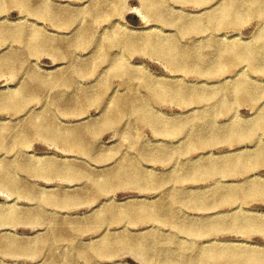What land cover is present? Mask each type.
Listing matches in <instances>:
<instances>
[{"label":"rangeland","instance_id":"obj_1","mask_svg":"<svg viewBox=\"0 0 264 264\" xmlns=\"http://www.w3.org/2000/svg\"><path fill=\"white\" fill-rule=\"evenodd\" d=\"M102 1L35 0L32 5L40 8L32 13L11 0H0V31H6L5 38L0 34V131L10 128L0 133L8 136H0V264H189L187 260L193 264L196 254L195 262L203 256L207 264H264V230L253 229L247 221L264 220V71L253 72L249 62L227 70L225 62L216 57L219 47L226 50L233 44L243 48L259 43V36H264V15L251 16L242 10L237 26L224 27L218 33L205 26L198 37L193 34L191 38L180 22L206 16L217 18L218 9L229 0H166L161 6L160 22L147 16L141 0H120L118 14L98 20L91 9ZM94 19L97 38L80 45L81 31ZM205 24L204 20L202 25ZM115 34L140 38L178 34L179 44L186 43L184 48L200 49L208 60L203 70H208L196 73L194 62L188 61V71L182 67L175 71V66L145 45L131 51L120 45H100L103 38ZM260 64L264 65V61ZM116 68L127 71L129 82L126 76L117 77ZM233 69L242 72L235 77ZM243 82L252 88V99L234 92L206 98L196 106L191 97L195 91L217 93L224 84ZM163 85L176 88L167 95L162 92L158 101H151L150 89L160 92ZM189 89L192 91L185 93ZM12 96L20 100L16 112L12 110L14 102H9ZM119 99L121 103L125 101V109L117 107ZM136 100L150 101L153 123L134 112ZM196 117L201 119V127L191 123L180 127L179 121L185 118V123L186 118ZM157 124L161 129H155ZM198 128H205L201 143L193 137ZM56 134H70L72 139L65 141ZM134 165L142 169L133 172ZM123 166L125 173L119 172ZM4 167L10 170L9 175L1 173ZM9 182L15 183L14 187ZM96 183L106 186L99 188ZM240 186H246L243 197L238 195ZM169 197L178 203L174 206ZM152 206L175 209L157 213L148 210ZM171 211L176 217L169 221L147 218L156 214L170 216ZM155 240L160 244L156 245ZM216 250L219 258L210 262ZM252 252L257 258L251 257ZM138 253L148 254L143 258Z\"/></svg>","mask_w":264,"mask_h":264},{"label":"bare ground","instance_id":"obj_2","mask_svg":"<svg viewBox=\"0 0 264 264\" xmlns=\"http://www.w3.org/2000/svg\"><path fill=\"white\" fill-rule=\"evenodd\" d=\"M13 3H16V4H19V5H22L24 8H25V10L27 11V12H34V11H36V10H38L40 7H39V5H38V7H36V6H34V5H32V1H35V0H11ZM44 1H46V0H44ZM87 1V0H86ZM94 1H97V0H94ZM100 1V0H99ZM102 1V0H101ZM192 1H195V0H192ZM197 1V0H196ZM200 2H205L206 0H199ZM210 1V0H209ZM63 2V1H62ZM65 2V1H64ZM141 2H142V5H143V7L145 8H143L144 9V11L146 10V14H147V16H152V17H155V19L158 21V22H160L161 20H162V12H161V6H163V4L164 3H166V0H141ZM41 3V2H40ZM96 4H97V2H95ZM119 3H120V0H103L100 4H98L97 6L95 5L94 7H93V9H91V13L93 14V17L94 18H97L98 20H99V18H101L102 16H107V17H109V16H112V15H114V13H117L116 11H117V9H119ZM219 3V2H218ZM47 4V3H46ZM56 4V3H55ZM94 4V3H93ZM206 4V3H205ZM86 5V4H85ZM85 5H83V6H85ZM141 5V6H142ZM189 5V4H188ZM40 6H42L41 4H40ZM50 6V5H49ZM53 6V5H52ZM57 6V5H56ZM168 6H169V4H168ZM203 6V5H202ZM212 6V5H211ZM214 6V5H213ZM212 6V7H213ZM64 7V6H63ZM75 7H78V6H75ZM91 8V7H90ZM50 9V8H49ZM211 8H209V10H210ZM23 10V9H22ZM42 10H43V8H42ZM47 10V9H46ZM52 10V9H51ZM57 10V9H56ZM55 10V11H56ZM70 10V9H69ZM71 10H73V9H71ZM179 10V9H178ZM180 10H182V9H180ZM242 10L244 11V12H248L251 16L252 15H262V17H263V15H264V0H229L224 6L222 5L221 6V8L220 9H218V15L216 16L217 18H215V16H210L209 18L206 16V17H203V18H201L200 20H195V21H192V20H188V19H186V20H182V22H180V24H179V26H181V28H182V30L184 31V33H186L188 36H190L191 37V35H195L196 37H198V33L199 32H201L200 30L202 29V28H204L205 26L206 27H208V28H210L212 31H221L224 27H235V26H237V24H239L238 22H237V20H238V18L240 17L239 15L240 14H242ZM2 11V10H1ZM24 11V10H23ZM58 11V10H57ZM88 11V10H87ZM184 11V10H183ZM207 11V9H205V10H203V12H206ZM187 12H189V11H187ZM42 13H44V10H43V12ZM53 13H54V11H53ZM73 13H74V11H73ZM78 13V12H77ZM88 13V12H87ZM186 13V12H185ZM192 13V12H191ZM202 13V12H201ZM76 14V13H75ZM79 14V13H78ZM118 14V13H117ZM144 14V13H143ZM83 15V14H82ZM221 15H223V17L221 16ZM76 16H77V14H76ZM116 16V15H115ZM187 16H190V15H187ZM191 16H194V15H191ZM196 16H197V14H196ZM199 16H201V15H199ZM64 17V16H63ZM71 18H72V16H70ZM87 17V16H86ZM89 17V16H88ZM65 18V17H64ZM113 18V17H112ZM53 19V18H52ZM75 19H77V18H75ZM110 19V18H109ZM108 19V20H109ZM206 19H209L208 21L206 20ZM54 20V19H53ZM68 20V19H67ZM73 20V19H72ZM111 20V19H110ZM205 20V25H202V22ZM64 21V20H63ZM74 21V20H73ZM89 21V20H88ZM102 21V20H101ZM105 21V20H104ZM53 22V21H52ZM56 22V21H55ZM156 22V21H155ZM26 23V22H25ZM29 23V22H28ZM37 23V22H36ZM59 23V22H58ZM64 23V22H63ZM105 23V22H104ZM38 24V23H37ZM96 24H97V21L94 19V20H92L91 22H89V24L87 25V28L85 29V30H82L81 32L82 33H80V36H79V39L81 38V41H79V44L80 45H85L86 43H88L89 42V44H90V41H92V40H94V39H96L97 37H96V35L97 34H95V30H96ZM115 24V23H114ZM162 24V23H161ZM32 25V24H31ZM67 25H69V24H67ZM163 25V24H162ZM2 26V25H1ZM4 26V25H3ZM2 26V27H3ZM36 26V25H35ZM83 26H85V24L83 25ZM107 26V25H106ZM109 26V25H108ZM159 26V25H158ZM26 27H27V25H26ZM80 27V26H79ZM82 27V26H81ZM105 27V26H104ZM167 27V26H166ZM173 27V26H172ZM18 28H20V27H18ZM77 28H78V26H77ZM157 28V27H156ZM2 29H4V28H2ZM27 30H28V28H26ZM76 29V28H75ZM2 31V30H1ZM0 31V32H1ZM30 31V30H29ZM37 31H38V29H37ZM70 31V30H69ZM104 31V30H103ZM224 31V30H223ZM3 32H4V30H3ZM3 32H1L0 34H2V37L3 38H5L4 36L6 35V34H4ZM44 32H46V31H44ZM166 32V31H165ZM178 32H179V29H178ZM211 32V31H210ZM12 33V32H11ZM17 33V32H16ZM15 33V34H16ZM72 33V32H71ZM71 33H70V35H71ZM99 33V32H98ZM216 33H218V32H216ZM7 34H10V31H9V33H7ZM50 34V33H49ZM101 34H102V32H101ZM162 34H163V32H162ZM221 34V33H220ZM29 35V34H28ZM30 35H31V32H30ZM30 35L27 37L28 39H29V37H30ZM66 35V34H65ZM164 35V34H163ZM175 35V34H174ZM200 35H202V34H200ZM205 35V34H204ZM213 35H215V34H213ZM11 36V35H10ZM17 36V35H16ZM45 36V35H44ZM43 36V37H44ZM48 36V35H47ZM177 36H178V34H177ZM177 36H173V35H171V34H167L166 36H165V38H162V37H147V38H140V37H137V36H128V37H126L125 36V34H115V35H111V36H107L106 38H103L102 39V41L100 42V45L102 46H104L105 48H107V47H110L112 44L113 45H120V46H124V47H126L127 48V51H131L132 49H136V47H139V46H147V49H149V50H152V49H155V51L157 52V53H159V55L160 56H162L166 61L165 62H170L171 64H172V66L174 67H176V70L175 71H179V70H182V69H180L181 67L184 69V70H186V71H188V69H189V65H190V63L188 62V61H193L194 62V71L196 72V73H204L205 74V71L206 70H208V68L206 69V70H203V67H206V66H208V60H206V58H205V56H203V54H201L200 53V49L197 47V46H193V47H190V46H187L186 48H184L183 47V45L184 44H186V43H184V42H182V43H184L183 45H180L179 44V37H177ZM216 36H218V35H216ZM215 36V37H216ZM42 37V36H41ZM46 37V36H45ZM101 37H103V36H101ZM213 37V36H212ZM214 37V38H215ZM236 37V36H235ZM48 38V37H47ZM58 38H59V36H58ZM185 38V37H184ZM192 38V37H191ZM206 38V37H205ZM213 38V39H214ZM224 38V37H223ZM227 38V37H226ZM56 39V38H55ZM60 39V38H59ZM101 39V38H100ZM180 39H183V38H180ZM194 39V38H193ZM196 39V38H195ZM202 39V38H201ZM231 39V38H230ZM229 39V40H230ZM253 39V38H252ZM227 40V39H226ZM36 41H38V40H36ZM45 41V40H44ZM56 41H58V39H56ZM198 41V40H197ZM25 42H26V40H25ZM46 42V41H45ZM196 42V41H195ZM258 42L259 43H257V44H255V45H249V46H244L243 48H240L239 47V45L238 44H233V46L232 47H229L228 49H226L225 50V48H222V47H219V49H218V51H217V55H216V57L223 63V62H225V65H226V69L228 70V69H232V68H235L237 65H239V64H241V63H248L249 62V66L251 67V69H252V71L253 72H255V71H260V70H262V71H264V65H262V64H260V61H264V36L263 35H261V36H259V39H258ZM23 43V42H22ZM27 43H28V41H27ZM33 43V42H32ZM39 42H37V44H38ZM54 43V42H53ZM53 43H52V45H53ZM94 43V42H93ZM190 43V42H189ZM29 44V43H28ZM44 44V43H43ZM47 44V43H46ZM55 44V43H54ZM63 44V43H62ZM91 44H92V42H91ZM155 44H157V47H155ZM27 45V44H26ZM39 45V44H38ZM41 45V44H40ZM51 45V46H52ZM68 45V44H67ZM23 46H25V45H23ZM28 46V45H27ZM32 46H33V44H32ZM45 45H43L42 47H44ZM64 46V45H63ZM69 46V45H68ZM67 46V47H68ZM71 46V45H70ZM38 47V46H37ZM50 47V46H49ZM62 47V46H61ZM53 48V47H52ZM43 49V48H42ZM54 49V48H53ZM56 49V48H55ZM65 49H67V48H65ZM73 49V48H72ZM94 49V48H93ZM109 49V48H108ZM111 49H112V47H111ZM209 50V49H208ZM225 50V51H224ZM44 51V50H43ZM55 51V50H54ZM105 52H107L106 50H104ZM42 52V51H41ZM149 52V51H148ZM205 52V51H204ZM210 52V51H209ZM11 53V52H10ZM14 53V52H13ZM91 53V52H90ZM126 53V52H125ZM39 54V53H38ZM67 54V53H66ZM75 54V53H74ZM97 54V53H96ZM95 54V55H96ZM117 54V53H116ZM128 54V53H127ZM126 54V55H127ZM76 55V54H75ZM123 55V54H122ZM149 55H151V54H149ZM89 57V56H88ZM124 57V56H123ZM127 57V56H126ZM78 58V57H77ZM82 58V57H81ZM73 59V58H72ZM79 59V58H78ZM91 59V58H90ZM107 59V58H106ZM109 59V58H108ZM107 59V60H108ZM4 60V59H3ZM12 59H10V61H11ZM24 60V59H23ZM126 60V59H125ZM74 61V60H73ZM99 61V60H98ZM106 61V60H105ZM109 61V60H108ZM6 62V61H5ZM5 62H3V63H5ZM12 62V61H11ZM30 63H32V62H30ZM76 63V62H75ZM247 63H246V65H247ZM13 64V63H12ZM100 64V63H99ZM167 64H169V63H167ZM4 65V64H3ZM7 65H8V63H7ZM170 65V64H169ZM20 66V65H19ZM30 66H31V64H30ZM76 66V65H75ZM95 66V65H94ZM138 66V65H137ZM10 68H11V66H9ZM83 67V66H82ZM97 67V66H96ZM95 67V68H96ZM98 67H99V65H98ZM25 68V67H24ZM29 68V67H28ZM237 68V67H236ZM240 68V67H239ZM74 69V68H73ZM97 69V68H96ZM246 69V68H245ZM75 70H76V68H75ZM74 70V72H76ZM11 71H12V69H11ZM10 71V72H11ZM24 71H25V69H24ZM28 71V70H27ZM63 71V70H62ZM70 71V70H69ZM23 72V71H22ZM65 72V71H64ZM93 72V71H92ZM96 72V71H95ZM104 72V71H103ZM232 72H234V69H233V71ZM242 72V71H241ZM240 71H237L236 72V70H235V72L233 73L234 75H235V77H238L239 75H240V73H241ZM249 72V71H248ZM102 73V72H101ZM110 73V72H109ZM112 73V72H111ZM114 73H116L117 74V77H118V75H120L121 77H125L126 76V78H125V81L126 82H129V80L131 79V77L128 75L127 76V71L126 70H124V68H116V72H114ZM178 73V72H177ZM236 73V74H235ZM12 74H13V72H12ZM95 74V73H94ZM180 74H182V73H180ZM185 74V73H184ZM187 74V73H186ZM250 74V73H249ZM36 74H34V76H35ZM38 75V74H37ZM110 75V74H109ZM193 75V74H192ZM31 76V75H30ZM33 76V75H32ZM73 76V75H72ZM75 76V75H74ZM112 76H114V75H112ZM248 76V75H247ZM114 77H116V76H114ZM113 77V78H114ZM180 77H182V75H180ZM210 77V76H209ZM32 78H34V77H32ZM170 78V77H169ZM176 78V77H175ZM224 78V77H223ZM228 78V77H227ZM232 78V77H231ZM37 79H39V78H37ZM97 79V78H96ZM206 79V78H205ZM57 80H58V78H57ZM111 80H112V78H111ZM204 80V79H203ZM229 80V79H228ZM233 80V79H232ZM36 81V80H35ZM39 81V80H38ZM156 81V80H155ZM184 81V80H183ZM224 81H226V80H224ZM98 81H96V83H97ZM133 82V81H132ZM161 84H162V82L161 81H159ZM209 82V81H208ZM52 83V82H51ZM61 83V82H60ZM71 83V82H70ZM135 83H136V81H135ZM134 83V84H135ZM156 83V82H155ZM171 83V82H170ZM26 84V83H25ZM24 84V85H25ZM112 84V83H111ZM129 84V83H128ZM131 84V83H130ZM159 84V83H158ZM71 85V84H70ZM132 85V84H131ZM135 85H137V84H135ZM157 85V84H156ZM170 85V84H169ZM169 85H163L162 86V89H161V91L160 92H157V90L156 89H154V88H151L150 89V94H149V99L151 100V101H158V99L160 98V94L162 93V92H164L162 95H167L168 93H169V91L170 90H173V89H175L176 87H173V86H169ZM172 85V84H171ZM207 85V84H206ZM216 85V84H215ZM28 86H30V85H28ZM87 86V85H86ZM89 86V85H88ZM97 86V85H96ZM127 86V85H126ZM175 86V85H174ZM194 86H196V85H194ZM43 87V86H42ZM51 87V86H50ZM61 87H64V85L63 86H61ZM78 87H80V86H78ZM94 87V86H93ZM100 87V86H99ZM30 88V87H29ZM32 88V87H31ZM37 88V87H36ZM48 88V87H47ZM69 88H71V86L69 87ZM83 88H85V86L83 87ZM33 89V88H32ZM31 89V90H32ZM64 89V88H63ZM63 89H61V90H63ZM86 89H87V87H86ZM102 89V88H101ZM107 89H108V86H107ZM107 89H102L101 91H103V92H106V90ZM59 90V89H58ZM95 90H96V88H95ZM112 90V89H111ZM128 90H129V85H128ZM219 92H217V93H210V94H203V93H200V92H198V91H195L194 92V94H192L191 95V97H192V100H193V102L195 103V105L196 106H198L199 104H201V102L202 101H204L206 98H210V99H208V100H211V99H214L215 97H220L222 94H230V93H234V92H236V93H239L240 95L242 94L243 95V97H245V98H249V99H252V96L250 95L251 93V91H252V88L251 87H249L246 83H242V84H238V83H233L232 85H227V84H224V85H222V87H220L219 89ZM33 91V90H32ZM60 91V90H59ZM59 91L57 92V93H59ZM99 91V90H98ZM122 91V90H121ZM147 91V90H146ZM146 91H145V93H143V94H146ZM175 91V90H174ZM192 90L191 89H189V90H187L185 93H190ZM33 92H35V91H33ZM37 92V91H36ZM65 92V91H64ZM76 92V91H75ZM118 92V91H117ZM67 93V92H66ZM86 93V92H85ZM84 93V94H85ZM147 93H149V92H147ZM28 94H29V92H28ZM35 94V93H34ZM79 94H80V92H79ZM103 94V93H102ZM110 94V93H109ZM121 94V93H120ZM128 94V93H127ZM127 94H125L124 96H126ZM142 94V93H141ZM31 95H32V93H31ZM59 95H60V93H59ZM63 95V94H62ZM7 96H9V95H7ZM20 96V95H19ZM28 96V95H27ZM26 96V97H27ZM36 96V95H35ZM45 96H47V95H45ZM49 96V95H48ZM64 96H65V93H64ZM70 96V95H69ZM83 96V95H82ZM82 96H80V97H82ZM131 96V95H130ZM180 96V95H179ZM4 96H2V98H3ZM16 97H18V96H12V100L11 101H9L10 103H11V105L13 104L12 103V101L14 102V104L15 105H13V109L12 110H14L15 112L19 109L18 107V105H20L18 102L20 101L18 98H16ZM99 97V96H98ZM111 97V96H110ZM119 97V96H118ZM129 97V96H128ZM243 97H241L242 98V100L243 99H245V98H243ZM25 98V97H24ZM23 98V99H24ZM29 98V97H28ZM34 98V97H33ZM32 98V99H33ZM71 98V97H70ZM85 98V97H84ZM113 98V97H112ZM229 98V97H228ZM1 99V98H0ZM4 99H5V97H4ZM6 99H9V97L8 98H6ZM13 99H15V100H13ZM30 99V98H29ZM58 99V98H57ZM64 99V98H63ZM71 99H73V98H71ZM132 99H133V97H132ZM179 100H180V97L178 98ZM232 99V98H231ZM248 99V100H249ZM22 100V99H21ZM26 100V99H25ZM121 99H119V101H120ZM129 100V98L127 99V100H125V101H128ZM167 100V99H166ZM241 100V99H240ZM241 100V101H242ZM61 101H62V99H61ZM65 101V100H64ZM76 101V100H75ZM118 101V100H117ZM124 101V100H123ZM125 101L124 102H122L121 103V101H120V103H119V105H117V107L119 108V107H121V109L122 108H124L125 109ZM154 101V102H155ZM161 101V100H160ZM159 101V102H160ZM175 101V100H174ZM173 101V102H174ZM244 101V100H243ZM45 102V101H44ZM51 102V101H50ZM133 102V101H132ZM145 102V103H144ZM180 102H182V101H180ZM212 102V101H211ZM245 102V101H244ZM7 103V102H6ZM20 103H22V101L20 102ZM26 104H27V102H25ZM54 103V102H53ZM62 103V102H61ZM97 103V102H96ZM110 103V102H109ZM114 103V102H113ZM152 103V102H151ZM158 103V102H157ZM217 103V102H216ZM220 103H222V106L221 107H223L224 106V103L223 102H220ZM252 103V102H251ZM8 104V103H7ZM6 104V105H7ZM47 104V103H46ZM77 104H79V100H78V103ZM87 104H89V103H87ZM111 104V103H110ZM65 105V104H64ZM206 105H208V104H206ZM1 106V105H0ZM2 106H4V105H2ZM9 106H10V104H9ZM185 106V105H184ZM195 106V109H197V107ZM203 106V105H202ZM205 106V105H204ZM5 107V106H4ZM110 107H111V105H110ZM127 107V106H126ZM220 107V108H221ZM22 108V107H21ZM20 108V109H21ZM48 108H49V105H48ZM109 108V107H108ZM127 108H129V105H128V107ZM151 108H152V106H151V104H150V101H140V100H136V103L133 105V108L132 109H134L135 111L134 112H136V114L137 115H139L141 118H142V120H144L145 122H149V123H153V121H155L154 119V115H153V113L151 112ZM202 108V107H201ZM200 108V109H201ZM205 108V107H204ZM256 108V107H255ZM1 109V108H0ZM51 109V108H50ZM57 109H58V107H57ZM114 109V108H113ZM203 109V108H202ZM226 109V108H225ZM224 109V110H225ZM4 110V109H3ZM29 110V109H28ZM111 111V110H110ZM190 111V110H189ZM192 111V110H191ZM197 111V110H196ZM227 111V110H226ZM39 112V111H38ZM38 112H37V114H38ZM55 112V111H54ZM113 112H115L114 110H113ZM123 112V111H122ZM130 112V111H129ZM215 112V111H214ZM30 113V112H29ZM41 113V112H40ZM48 113V112H47ZM56 113V112H55ZM224 113H225V111H224ZM31 114V113H30ZM43 114V113H42ZM49 114V113H48ZM109 114V113H108ZM129 114V113H128ZM44 115V114H43ZM114 115V114H113ZM118 115V114H117ZM20 116V115H19ZM109 116H111V115H109ZM119 116V115H118ZM132 116V115H131ZM198 116V115H197ZM43 118L42 119H44L45 117H46V115H44V116H42ZM192 117V116H191ZM194 117V116H193ZM23 118V117H22ZM28 118V117H27ZM31 118H33V116L31 117ZM29 119V118H28ZM34 119V118H33ZM40 119V118H39ZM41 119V120H42ZM48 119V117L46 118V120ZM120 119V118H119ZM187 119V122H185V123H183L184 122V120H185V118H184V120H182L183 122H181V121H179V124H180V127H183L185 124H189V123H191L192 125L193 124H195L196 126L198 125V126H200V121H201V119L200 118H198V117H196V118H186ZM13 120V119H12ZM45 120V119H44ZM112 120V119H111ZM207 121V120H206ZM21 122H22V120H21ZM41 122V121H40ZM43 122V121H42ZM41 122V123H42ZM144 122V123H145ZM27 123V122H26ZM25 123V124H26ZM115 123V122H114ZM166 122H164V124H165ZM216 123H217V121H216ZM36 124V123H35ZM37 124H38V122H37ZM54 124V123H53ZM80 124V123H79ZM119 124H120V122H119ZM147 124V123H146ZM175 124V122H173L172 123V125H174ZM176 124H178V122H176ZM260 124V123H259ZM261 124H264V123H261ZM40 125V124H39ZM38 125V126H39ZM78 125V124H77ZM116 125H117V123H116ZM166 125V124H165ZM191 125V126H192ZM202 125V124H201ZM42 126V125H41ZM56 126H57V124H56ZM197 126V127H198ZM252 126V125H251ZM250 126V127H251ZM1 127V126H0ZM31 127H32V125H31ZM35 127H37V125L36 126H33V128H34V130L36 129ZM136 127V126H135ZM196 127V128H197ZM201 127V126H200ZM32 128V129H33ZM45 128H47V126L45 127ZM21 129V128H20ZM48 130H50V129H53V131L55 130V128L53 127H51V128H47ZM136 129V128H135ZM155 129L156 130H159V129H161V126L159 127V125L157 124L156 126H155ZM204 129L205 128H198V130H197V134H195L193 137L195 138V140L197 141V142H204V140L202 139L203 137H204V133L205 132H203L204 131ZM10 130V128H3V130L2 131H0V133H2V132H5V131H9ZM29 130H30V128H29ZM39 131L38 132H40V127H39V129H38ZM47 130V132H49ZM42 131V130H41ZM57 131H58V129H57ZM61 131V130H60ZM85 131V130H84ZM196 131V130H195ZM37 132V133H38ZM43 132V131H42ZM64 132H65V130H64ZM44 133V132H43ZM51 133V132H50ZM59 132H57V134H58ZM133 133V132H132ZM45 134H46V132H45ZM49 134V133H48ZM56 134V137L57 138H64L65 139V141H68V139H72L70 136V134L67 136V134H65V135H57ZM62 134H63V131H62ZM20 135V134H19ZM52 135V134H51ZM189 135V134H188ZM243 135V134H242ZM1 136V135H0ZM5 136L8 138V136L6 135V133L3 135V137L2 138H5ZM87 136V135H86ZM134 136V135H133ZM247 136H248V134H247ZM1 137H0V140H1ZM25 137L26 136H24V139H25ZM36 137V136H35ZM48 137H50V136H48ZM139 137H140V135H139ZM13 138V137H12ZM15 138V137H14ZM13 138V139H14ZM23 138V137H22ZM29 138V137H28ZM55 138V137H54ZM54 138H53V140H54ZM91 138V137H90ZM136 138V137H135ZM192 138V137H191ZM236 138H238V137H236ZM10 139V138H9ZM23 139V140H24ZM64 139H62V140H64ZM80 139V138H79ZM3 140V139H2ZM194 140V141H195ZM6 141V140H5ZM5 141H3L2 143L4 144V142ZM12 141H14V140H12ZM15 141H16V138H15ZM26 141V139L24 140V142ZM134 141V140H133ZM139 141H140V139H139ZM195 141V142H196ZM18 142V141H17ZM79 142H81L80 140H79ZM83 142V141H82ZM138 142V141H137ZM230 142V141H229ZM21 144V143H20ZM77 144H79V143H77ZM17 145H18V143H17ZM82 145V144H81ZM134 146V145H133ZM197 146V145H196ZM205 146V145H204ZM91 148V147H90ZM82 149H83V146H82ZM94 149V148H93ZM92 149V150H93ZM95 150V149H94ZM87 151V150H86ZM133 151V150H132ZM194 151V150H193ZM92 152V151H91ZM116 152H117V150H116ZM127 152V151H126ZM134 152V151H133ZM84 153H86V152H84ZM118 153V152H117ZM124 153V152H123ZM116 154V153H115ZM119 154V153H118ZM83 155V154H82ZM90 155H92L91 153H90ZM117 155V154H116ZM130 155V154H129ZM134 155V154H133ZM3 158V157H2ZM95 158V157H94ZM131 158V157H130ZM134 158V157H133ZM136 158H137V156H136ZM141 158V157H140ZM143 160V159H142ZM145 160V159H144ZM143 160V161H144ZM134 161L135 160H133V163H134ZM4 163V162H3ZM13 163V162H12ZM129 163H130V160H129ZM204 163V162H203ZM2 164V163H1ZM186 164V163H185ZM15 166V165H14ZM189 166V165H188ZM11 167V166H10ZM87 167V166H86ZM126 166H123V167H121L120 168V171L119 172H123V173H125V172H127V171H125L126 170V168H125ZM68 168H70V166L68 167ZM245 168V167H244ZM9 169H11V168H9ZM74 169V168H73ZM89 169V168H88ZM132 169H133V172H139V170H141V169H139L138 167H137V165H134V166H132ZM186 169H187V167H186ZM242 169V171H244L243 170V168H241ZM240 169V170H241ZM84 170V169H83ZM131 170V169H130ZM10 170H8L7 168H5L4 167V169L1 171V173L2 172H4V173H7V172H9ZM14 171V170H13ZM115 171V170H114ZM129 171V170H128ZM183 171V170H182ZM181 171V172H182ZM15 172V171H14ZM73 172V171H72ZM142 172V171H141ZM11 173V172H10ZM71 173V172H70ZM114 173V172H113ZM8 175H9V173H7ZM107 174V173H106ZM120 174V173H119ZM129 174H131V173H129ZM180 174H182V173H180ZM11 175V174H10ZM16 175V174H15ZM110 175H112V173L110 174ZM127 175V174H126ZM5 176V175H4ZM71 176V175H70ZM86 176V175H85ZM85 176H83V177H85ZM129 176V175H128ZM127 176V177H128ZM131 176V175H130ZM129 176V177H130ZM177 176V175H176ZM15 177H18L17 175L15 176ZM75 177V176H74ZM78 177V176H77ZM82 177V176H81ZM88 177V176H87ZM87 177H85V178H87ZM89 177H90V175H89ZM121 177V176H120ZM124 177H125V175H124ZM134 177V176H133ZM178 177H179V175H178ZM1 178H2V176H1ZM9 178V177H8ZM107 178H108V176H107ZM106 178V179H107ZM116 178V177H115ZM114 178V179H115ZM132 178V177H131ZM131 178H129L128 180H130ZM177 178V177H176ZM82 179V178H81ZM111 179V178H110ZM6 180V179H5ZM4 180V181H5ZM12 180L14 181V179L12 178ZM11 180V181H12ZM86 180V179H85ZM90 180V179H89ZM125 180V179H124ZM3 181V182H4ZM9 181V180H8ZM7 181V182H8ZM81 181H83V180H81ZM94 181V180H93ZM105 181V180H104ZM106 181H108V180H106ZM123 181V180H122ZM131 181H134V180H131ZM15 182V181H14ZM21 182V181H20ZM86 182H87V180H86ZM92 182V181H91ZM90 182V183H91ZM124 182V181H123ZM126 182V181H125ZM129 182V181H128ZM127 182V183H128ZM6 183V182H5ZM13 183V182H12ZM12 183H10L9 182V184L10 185H12ZM17 183V182H16ZM134 183H135V181H134ZM133 183V184H134ZM15 184V183H14ZM13 184V185H14ZM20 184H22V183H20ZM107 184H109V183H107ZM120 184V183H119ZM123 184V183H122ZM129 184L130 185H132L133 186V184H131L130 182H129ZM12 185V186H13ZM96 185L99 187V188H101V187H104V186H106V183H96ZM110 185V184H109ZM128 184H126V186H127ZM136 185H138L137 183L135 184V186ZM17 186H19V185H17ZM16 186V187H17ZM88 186V185H87ZM125 186V185H124ZM141 186V185H140ZM164 186V185H163ZM14 187V186H13ZM21 187H23V186H21ZM91 188H92V186H90ZM244 187H246V186H243V187H241L240 186V188L237 190L238 191V195H241L242 193H243V191L245 190V188ZM3 188V187H2ZM11 188V187H10ZM18 189H19V187H17ZM90 188V189H91ZM12 189V191H13V188H11ZM10 190V189H9ZM14 190H16V188L14 189ZM79 190V189H78ZM107 190V189H106ZM17 191V190H16ZM97 191H98V189H97ZM102 191H103V189H102ZM220 191V190H219ZM18 192V191H17ZM99 192H101V191H99ZM168 192V191H167ZM166 192V193H167ZM21 193V192H20ZM9 194V193H8ZM170 194V193H169ZM218 194V193H217ZM221 194V193H220ZM171 195V194H170ZM169 195V196H170ZM183 195V194H182ZM166 196V195H165ZM176 196H178V195H176ZM185 196H187V195H185ZM242 196V195H241ZM179 197V196H178ZM243 197V196H242ZM168 198V197H167ZM170 198V197H169ZM184 198V197H183ZM185 198H187V197H185ZM184 198V199H185ZM241 198V197H240ZM246 198V197H245ZM93 198H91V200H92ZM170 199H172V204L175 206V203L177 202L178 203V200L177 201H175V199H173V198H170ZM166 200V199H165ZM216 200V199H215ZM240 200V199H239ZM217 201V200H216ZM225 201H226V199H225ZM232 200L231 199H229L228 200V203H230ZM91 202H93V201H91ZM129 202V201H128ZM149 203H150V201H148ZM152 202H154V201H152ZM183 202H184V200H183ZM44 203V202H43ZM234 203V202H233ZM144 204H146V203H144ZM148 204V203H147ZM151 204V203H150ZM166 205H169V204H166ZM224 205V204H223ZM170 206V205H169ZM177 206V205H176ZM179 206V205H178ZM183 205H180V207H182ZM190 206V205H189ZM179 208V207H178ZM164 209H166V210H174L175 208L174 207H172V208H168V207H165V208H160V207H149L148 208V210H150V211H153V210H155L157 213H161V211L162 212H165V210ZM158 211H160V212H158ZM181 211V210H180ZM6 213V212H5ZM153 213V212H152ZM171 213V215L172 214H175V211H171L170 212ZM8 214V213H7ZM156 214V213H155ZM4 214H2V216H3ZM15 215V214H14ZM13 215V216H14ZM113 215V214H112ZM121 215V214H120ZM149 215V214H148ZM164 216V215H162V214H156L155 216H152V215H150L149 217H147V218H155V219H157V220H159V219H166L167 221H169L170 219H173V218H175L176 216L175 215H172V216ZM6 215H4L3 217H5ZM9 216V215H8ZM180 216V215H179ZM7 217V216H6ZM15 217V216H14ZM37 217H40L39 215L37 216ZM114 217H116V216H114ZM122 217V216H121ZM120 217V218H121ZM8 218V217H7ZM11 218H12V215H11ZM16 218V217H15ZM41 218V217H40ZM124 218V217H123ZM180 218H182V217H180ZM247 218V217H246ZM17 219V218H16ZM20 219V218H19ZM99 219V218H98ZM122 219V218H121ZM142 219H144V217L142 218ZM186 219V218H185ZM8 219H6V221H7ZM14 220V219H13ZM101 220V219H100ZM117 220H118V217H117ZM131 220V219H130ZM131 221H133V220H131ZM247 221H250V225H251V227L253 228V229H260V230H264V220L262 221V222H257V221H255V220H253V219H249V220H247ZM10 223H11V221H9ZM16 222V221H15ZM101 222H103V220L101 221ZM100 222V224H102ZM135 222V221H134ZM162 222V221H161ZM175 222H176V220H175ZM7 223V222H6ZM172 224V223H171ZM175 224V223H174ZM173 224V225H174ZM165 225V224H164ZM179 225V224H178ZM173 227V226H172ZM55 228V227H54ZM72 229V228H71ZM175 229V228H174ZM179 229H180V227H179ZM249 230V229H248ZM250 231V230H249ZM179 232H180V230H179ZM253 232V231H252ZM251 232V233H252ZM77 233V232H76ZM210 234V233H209ZM136 237V236H135ZM156 237V236H155ZM63 238V237H62ZM122 238H123V236H122ZM147 238V237H146ZM145 238V239H146ZM154 238V237H153ZM157 238V237H156ZM114 239V238H113ZM113 239L111 240L112 241V243H113ZM120 240H121V238H120ZM124 240H125V238H124ZM127 240V239H126ZM149 240V239H148ZM156 240H158V239H156ZM155 240V241H156ZM160 240V239H159ZM109 241V240H108ZM128 241V240H127ZM115 242V241H114ZM129 242V241H128ZM150 242V241H149ZM151 242H152V240H151ZM165 242V241H164ZM163 242V243H164ZM167 242V241H166ZM165 242V243H166ZM169 242V241H168ZM172 242V241H171ZM111 243V244H112ZM125 243V242H124ZM147 242H145V244H146ZM153 243H155V242H153ZM173 243V242H172ZM171 243V244H172ZM129 244V243H128ZM156 245H158V244H160V243H157V241H156V243H155ZM174 244H176V242H174ZM104 245V244H103ZM149 245H150V243H149ZM165 245V244H164ZM119 246V245H118ZM167 246V245H166ZM173 246V245H172ZM104 247V246H103ZM114 247H115V245H114ZM122 247V246H121ZM153 247V246H152ZM157 247V246H156ZM203 247V246H202ZM206 247V246H205ZM109 248V247H108ZM116 248V247H115ZM140 248L142 249L143 248V244H142V242H141V244H140ZM160 248V247H159ZM164 248H165V246H164ZM167 248H168V246H167ZM175 248H177V247H175ZM109 249H111V248H109ZM125 249V248H124ZM148 250V249H147ZM164 250H166V249H164ZM177 250V249H176ZM191 250H192V248H191ZM201 250V249H200ZM102 251H104V253H105V251L106 250H104L103 248H102ZM158 251V250H157ZM161 251V250H160ZM160 251L158 252V253H160ZM172 251V250H171ZM199 251V250H198ZM1 252V251H0ZM145 252V251H144ZM147 252V251H146ZM149 252V251H148ZM153 252V251H152ZM190 252V251H189ZM201 252H203V251H201ZM215 252V251H214ZM98 253H99V251H98ZM97 253V254H98ZM107 253H109V252H107ZM157 253V252H156ZM168 253H170L169 251H168ZM177 253V252H176ZM175 253V254H176ZM184 253V252H183ZM145 256L148 254H146V253H143ZM142 254V255H143ZM150 254H151V252H150ZM161 254V253H160ZM173 254V253H172ZM107 255V254H106ZM138 255H140V256H142L141 254H139L138 253ZM153 255V254H152ZM179 255V254H178ZM197 255V254H196ZM194 256L195 257V260H196V257H198V256ZM252 255L253 256H251V257H253V258H257V256H256V254L255 253H253L252 252ZM69 256V255H68ZM158 256V255H157ZM218 256V253H217V250H216V252H215V254H213L212 256H210V257H212L211 258V261L210 262H213L212 260H216V259H218L219 257H217ZM72 257V256H71ZM95 257V256H94ZM143 257V256H142ZM154 257V256H153ZM160 257V256H159ZM172 257V256H171ZM144 258V257H143ZM147 258H149V257H147ZM163 258V257H162ZM166 258V257H165ZM164 258V259H165ZM208 257H206V259H207ZM225 258V257H224ZM169 259V258H168ZM204 259V257L203 256H201V258H200V260L199 261H196L195 262V260H193L194 262H193V264H207L206 263V261L205 260H203ZM175 260V259H174ZM183 260V259H182ZM186 260V259H185ZM222 260V259H221ZM156 261H158V260H156ZM169 261H170V259H169ZM168 261V263H170ZM178 261V260H177ZM165 262H166V260H165ZM171 262H173L172 261V259H171ZM186 262H189V264H190V261H186ZM160 263V262H159ZM163 263V262H162ZM192 263V262H191ZM172 264V263H171ZM178 264H179V262H178Z\"/></svg>","mask_w":264,"mask_h":264}]
</instances>
